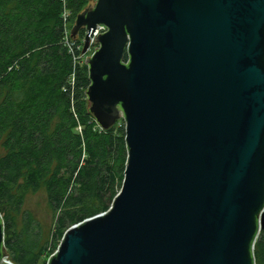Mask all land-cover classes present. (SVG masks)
<instances>
[{
  "label": "water",
  "instance_id": "1",
  "mask_svg": "<svg viewBox=\"0 0 264 264\" xmlns=\"http://www.w3.org/2000/svg\"><path fill=\"white\" fill-rule=\"evenodd\" d=\"M89 113L123 120L110 208L69 227L47 264H255L264 230V0H96ZM4 234L0 219V264Z\"/></svg>",
  "mask_w": 264,
  "mask_h": 264
},
{
  "label": "trees",
  "instance_id": "2",
  "mask_svg": "<svg viewBox=\"0 0 264 264\" xmlns=\"http://www.w3.org/2000/svg\"><path fill=\"white\" fill-rule=\"evenodd\" d=\"M90 0H0L1 259L39 264L65 231L106 212L127 163L124 126L101 129L89 113L85 30L68 34ZM45 193L49 228L25 209ZM264 264V230L254 246Z\"/></svg>",
  "mask_w": 264,
  "mask_h": 264
},
{
  "label": "rangeland",
  "instance_id": "3",
  "mask_svg": "<svg viewBox=\"0 0 264 264\" xmlns=\"http://www.w3.org/2000/svg\"><path fill=\"white\" fill-rule=\"evenodd\" d=\"M95 2H96V0H90L89 3L82 9L81 12H83L89 6L95 5ZM67 27H68V34H70V31L73 27V23H68ZM77 35L74 37V39H77ZM82 41H83V39H82ZM95 46L96 45L94 43L92 45L88 46V50L83 55L84 56V62L86 61V59L88 57L91 56L93 51H95ZM121 123L124 126V123L122 120H121ZM118 125H121V124L119 123ZM24 208L31 211L34 214V216L37 218V220L42 224V226L44 228V233L45 232L47 233V230L49 228L50 217H49L48 211H47V203H46L45 193L42 190H39L36 193L30 195L25 202ZM48 259L49 258H47V257L42 258V260L40 261L39 264H47Z\"/></svg>",
  "mask_w": 264,
  "mask_h": 264
},
{
  "label": "built area",
  "instance_id": "4",
  "mask_svg": "<svg viewBox=\"0 0 264 264\" xmlns=\"http://www.w3.org/2000/svg\"><path fill=\"white\" fill-rule=\"evenodd\" d=\"M106 31V28L102 25H99L96 27V29L94 30V32L91 34L90 38H89V45H92L93 43L96 45L95 46V49H97V44L95 43V37H97L98 35H101L103 34L104 32ZM86 34V32H85ZM84 41V40H83ZM83 49V46L81 47ZM88 50V49H87ZM94 52V51H93ZM82 56L84 55L83 53H81ZM93 54V53H92ZM91 54V55H92ZM121 120L122 119H119L118 122L121 124ZM123 121V120H122ZM125 126V125H124ZM55 253V252H54ZM53 253V254H54ZM52 254V255H53ZM8 260L6 259L3 263L7 262Z\"/></svg>",
  "mask_w": 264,
  "mask_h": 264
}]
</instances>
